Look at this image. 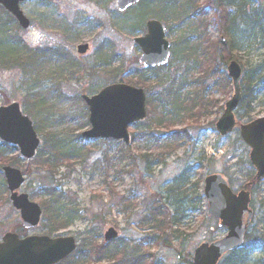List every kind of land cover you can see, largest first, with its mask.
<instances>
[{"label": "rangeland", "instance_id": "rangeland-1", "mask_svg": "<svg viewBox=\"0 0 264 264\" xmlns=\"http://www.w3.org/2000/svg\"><path fill=\"white\" fill-rule=\"evenodd\" d=\"M41 1L21 5L23 13L31 21V28L27 31H17V36L33 50L49 49L47 51L52 52L62 48L78 66L77 72L76 74L68 72L63 63L56 61L42 62L40 65L36 62L34 74L21 70L0 71V106L18 103L35 130L39 118L46 119L45 125L51 124L48 126V133L53 131L58 133L59 138L64 140L67 146L81 151L82 158L70 168H59L52 186L43 179L46 173L35 169L34 160L30 164L21 161L18 167L12 164L6 166L16 167L26 174L20 193L27 194L35 203L40 204L41 201L49 199L43 194L49 186L51 189L55 188L54 200L58 199L61 206L67 204L69 209L75 210L77 218L59 235L73 236L78 247L71 255L72 258L63 264L83 263V255L87 254L90 247L107 246L111 241L104 243V235L109 228H113L118 234L115 243L126 246L127 256L121 264H134L136 255L133 250L148 233L139 227L141 220L149 214L154 197L182 173L192 172L190 176L193 183L196 180L203 181L207 175L213 173L221 174L227 179L234 193L255 175L249 163L250 150L242 143L239 129L235 128L225 137H220L215 129L225 103L232 96L230 81L226 80V66L221 65L220 60L217 59L213 75L212 71L205 74L207 62L211 60L213 42L219 41L220 37L225 39L224 35H219L216 23V16L221 15V9L216 6L217 0H186L193 2L195 11L182 13L181 7L177 5L173 21H168L167 25L161 22L166 27V38L171 43L170 64L161 69V86L156 88L168 103V106L164 107V113H169L172 108L170 103L173 105L175 97H178L180 104L185 97L196 96L200 92L198 86L205 84L203 85L205 90L203 96L198 93L199 99L202 100L201 105L190 110L197 123L184 118L182 124L173 127L175 131L187 129L189 144L182 143L178 147L175 145V151L165 164L152 166L148 172L138 152L148 156L146 152L149 150L145 152L144 147L147 146L140 142L138 132L135 134V125L128 130L131 135V142L128 145L118 141L93 142L81 138V133L89 129V125L88 116L85 115L87 109L84 103L80 102L81 99L79 100L82 94L91 97L102 88L130 77L129 75L136 70L141 71L142 65L138 63L141 53L133 39L143 34H131L129 31L142 23L149 13L148 10L134 11L122 16L115 9V0H105L101 4L95 0ZM51 11L55 12L54 17L49 16ZM229 11L234 12L233 9ZM238 11L233 24L234 27L237 26V32L247 14L250 16V25L259 28L256 40L254 32L251 37L249 35L248 40H241L243 36L239 32L237 35L231 32L229 36L236 45L237 62L243 72L241 88L248 87V94L246 93L248 97L245 100L249 102L247 108L245 105H239L234 116L236 121L246 124L264 117V74L260 72V76L253 79L255 78L253 72L258 71L257 68L264 70V0H252L247 7L242 6ZM0 18L3 21L5 19L4 16ZM42 19H47V23L41 22ZM83 20L98 24V28L88 29L83 25ZM79 23V27H76L75 25ZM64 27L69 28L66 35L61 32V28ZM189 27L192 30L189 31ZM179 28L186 30V33L179 31ZM198 36L200 42L196 41ZM182 38L189 39L188 46L186 43L179 44ZM103 43L107 46L105 50L109 59H106L111 61L110 65L106 61V72H96L93 76L86 70L82 72V66L88 68L94 64L96 50ZM82 44L89 45V51L85 56L76 53V47ZM101 55L103 54L99 52L98 60L104 61ZM115 56L117 58H113ZM60 57L65 63L70 62L63 53ZM57 67L61 68L60 73L56 72ZM36 81L38 86L33 87ZM146 94L147 103L151 96L157 97L158 93L156 90H150ZM42 99L46 104L41 108L42 115L37 116L36 112H39L40 108L34 109V105ZM188 106L190 107L188 102L183 105L184 111H187ZM45 113L50 117H46ZM150 115L140 122L138 129L154 121L156 115L153 113ZM188 124H191L190 128L187 127ZM162 132L161 129L160 145H168L170 141H166V136ZM41 135L38 134L41 147L37 154L42 151L44 143ZM152 153L153 150L149 154ZM16 155L17 149L16 152L12 151L9 159H16ZM127 156L131 159H126ZM122 171L129 174L121 173ZM252 195L250 206L254 218L249 229L250 240L245 243V247H251L254 253L249 255L245 264H264V181L256 185ZM8 198L7 201H0V242L5 233L12 232L13 227L20 226L21 223ZM202 205L203 214H196L199 216L194 218L185 240L182 236L180 242L175 241L169 247L155 248L153 245H143L140 251L148 250L152 255V258L146 259L145 264H186L185 258L189 254L192 256L197 245L205 241H216L226 235L225 229L218 228L216 221L206 216L205 201ZM69 209L65 208V212ZM45 217L43 216L40 225L45 224ZM187 220L193 219L188 217ZM44 232L45 229L38 226L33 231H26L25 234L45 236ZM85 263L113 264L94 256Z\"/></svg>", "mask_w": 264, "mask_h": 264}, {"label": "trees", "instance_id": "trees-1", "mask_svg": "<svg viewBox=\"0 0 264 264\" xmlns=\"http://www.w3.org/2000/svg\"><path fill=\"white\" fill-rule=\"evenodd\" d=\"M250 1L252 0H242V2L237 0H217L216 6L221 9L222 13L218 17L216 16V23L219 35H224L225 42L224 44H221L220 41L213 42L211 50L212 55H210L211 60L210 62H207L208 66L205 74H208V72L216 66L218 60L221 61V65H226L231 60L237 61V55L235 54V42L232 38H229L232 34L231 32L236 35L239 32L241 36H243V39L240 38L241 40H248L249 35L251 37L253 32L255 34L254 40L258 38L259 28L257 26L253 27L250 25V16L246 12H244V14H247L245 20H243L242 24L239 26L240 30L237 32V26L235 25L236 28L233 26L237 19L235 14L236 12H239L238 9L242 6L244 7L245 5L247 7ZM177 5L179 8L181 7L180 11L185 14L193 10L195 11L196 9L193 2H187L186 0H144L139 6L133 8V10L128 11L125 14L129 15L134 11H141L143 9L148 10L149 12L148 15L144 17L142 23L137 24L132 31H129V33L143 34L145 32V21L148 19H156L167 25L168 21H173L175 18L174 9ZM232 9L234 10L233 13L229 11ZM4 14L6 16L5 20L3 21L0 19V71L21 70L29 74H34L33 69L35 68L34 64L36 62H39V64H41L40 62H48L49 59L55 55L49 54L45 49L33 50L28 47L17 36L18 28L14 20L7 13L4 12ZM188 30L190 31L192 28L189 27ZM179 31L186 33V30L180 29ZM199 40L200 37L198 36L196 41ZM188 41L189 39L182 38L179 44L186 43ZM186 44L188 46V43ZM203 45L205 44L203 43ZM102 54L103 55L101 56L104 58V61L98 60L97 57L96 62L91 67L86 69L88 72H106L105 66L107 64L106 61H108L106 58L109 59V57L106 56L105 51H103ZM108 55L110 56V54ZM113 58H117V56ZM109 62L111 61L109 60L108 63ZM257 69L258 71L253 72L255 77L253 79H256L258 75L260 76V72L264 74V70H260V68ZM81 70L83 71L82 68ZM129 76L130 77L120 80L119 82L145 89L147 93L150 90H156L158 93L157 97L151 96L147 102V118L151 116V113L156 115V118L153 122H151V124H147L139 129L137 126L141 123H138L135 125L136 129H134L135 134L137 132V135L139 134L140 142L147 146L144 147L145 152L149 150L146 152L148 156L142 155L141 152H138L139 158L144 164H146L147 171L149 172L152 169V166L157 167L165 164L166 160L170 158L171 154L175 151V145L178 147L182 143L189 144L190 138L187 129L183 131H175L173 130V127L177 124H182L184 122V118H188L193 123H197L192 117L191 111L193 108L201 105L200 103L202 100L199 99L200 96H198V93L202 95L205 90L203 85L205 84L198 86V90H200V92H198L196 96L190 98L185 97L182 102L183 104H178V97H175L173 105L170 103L172 108L169 110L168 114H165L164 107L168 106V103H166V99L163 96L161 97V92L159 93L156 89L161 86V68L148 70L141 69V71L136 70ZM34 85L35 84H33V87ZM241 90L243 91V95L240 105H245V108H247L249 102L245 100V98L248 97L246 96L248 94V87L241 88ZM186 102L189 103L190 107L188 106L187 111H184L183 105ZM45 104L44 99H42L34 105V109L40 108L39 112H36L37 116L42 115L41 108H43ZM45 116L50 117L48 113H45ZM44 120L46 119L39 118V124L36 127V132L40 135L42 134L41 136L44 138V143L42 151L35 157L33 165L35 166V169L46 173V176L43 177V179H46L47 183L52 186L53 183H55L54 177L58 174V169L61 167H72L77 160L82 158V155L80 150L67 146L64 143L65 141L59 138L58 133L54 131L48 133V126L50 127L51 124L46 126ZM187 127L190 128L191 124H188ZM161 129L163 130L162 134L164 133L166 136V141H170L168 142V145H160ZM42 131H44V133H41ZM149 145L152 146L153 149ZM13 150L14 148L12 147L0 146V201H7L8 198L6 186L4 185V179L1 175V167L10 164L18 167V163L22 161L18 157H16V159H9ZM151 150L154 152L152 155L149 154ZM151 157L154 158L152 159ZM126 159L131 158L127 156ZM150 159L151 162H149ZM121 173H125L127 175L129 174V172L125 171H122ZM191 173L192 172L182 173L171 183V185L164 187L161 193L154 197L149 214L141 220L139 226L142 230H145L148 233L146 234L147 237L142 239V241H139V246L133 250L136 255L134 264H145L147 258H152V255L148 253V250H143L142 252L140 251L143 245H153L155 248L161 246L169 247L171 244L173 245L175 241L180 242L182 236L183 240H185L187 231H189L190 225L194 222V218H198L199 215L203 214L202 204L204 203V200L200 196V192L202 190V180H196L194 183L191 182ZM54 192L55 188L51 189L48 186L47 189L44 190L43 194L44 197H48L49 199H45L39 204L42 207L43 216H46L45 224L42 223L40 226L45 229L44 235L50 237H56L60 231L66 230L72 221L77 218L75 210L69 209V207L66 206L67 204H62L61 206L58 203V199L54 200ZM129 204L132 205L130 202ZM65 208H68L69 210L65 212ZM188 217H191L193 220H187ZM13 228V233L15 232L18 236L24 237L26 233L25 230L23 231L19 226ZM181 230L183 231V234H181ZM245 238L248 243L250 240L249 232ZM115 242L116 241H112L107 244V246H97L96 248L95 246L90 247L87 250V254L83 255V263L78 264H86L85 262L89 260L91 256L97 257L99 260H107L109 263L112 262L113 264H121L124 257L127 256L126 246H121V244L119 245ZM252 253H254V250L251 247L247 248L243 246L238 249V251L227 254L220 264H245L247 261L246 259ZM70 258L72 257L70 256L68 260ZM68 260L60 264L66 263ZM185 262L186 264H192L190 262V254L187 258H185Z\"/></svg>", "mask_w": 264, "mask_h": 264}, {"label": "water", "instance_id": "water-1", "mask_svg": "<svg viewBox=\"0 0 264 264\" xmlns=\"http://www.w3.org/2000/svg\"><path fill=\"white\" fill-rule=\"evenodd\" d=\"M34 0H0L3 6L15 17L23 30L29 28L30 22L23 15L19 3ZM141 0H116L120 12ZM147 33L133 40L140 48V63L145 68L167 65L170 56V43L165 39V27L158 21L151 20L146 24ZM87 46H79L78 54H84ZM227 74L232 83L233 95L225 104L223 115L216 123V130L221 136L231 133L234 128L240 130L243 143L251 149L250 164L255 169L254 182L264 179V117L248 124H239L234 119V111L241 100L240 78L241 68L231 61L227 66ZM89 116L90 129L82 133L87 140L112 139L129 143L128 127L146 117L145 94L125 84H114L105 87L97 95L83 96ZM0 144L13 145L20 157L30 161L40 146V141L31 122L22 115L17 103L0 107ZM6 186L10 193L12 207L19 211L22 227L35 229L40 222L41 208L29 201L25 194H19L24 178L14 168L2 169ZM251 184H248L250 187ZM202 196L206 199L207 215L218 221V227L227 229L226 236L213 243H203L195 248L191 262L193 264H218L228 252L237 250L244 244L247 227L252 217L249 208L250 191L233 194L226 179L213 174L203 182ZM113 228L105 233L104 240L109 242L117 238ZM76 249L72 237L51 239L35 236L18 238L16 234L7 233L0 243V264H58Z\"/></svg>", "mask_w": 264, "mask_h": 264}, {"label": "flooded vegetation", "instance_id": "flooded-vegetation-1", "mask_svg": "<svg viewBox=\"0 0 264 264\" xmlns=\"http://www.w3.org/2000/svg\"><path fill=\"white\" fill-rule=\"evenodd\" d=\"M98 28V27H97ZM61 32H62V30H61ZM63 34V33H62ZM66 35V34H65ZM88 48H89V45H88ZM62 49V48H61ZM65 49V48H64Z\"/></svg>", "mask_w": 264, "mask_h": 264}]
</instances>
